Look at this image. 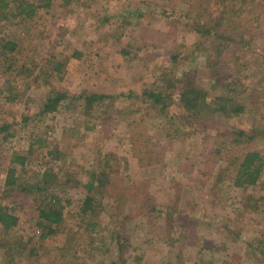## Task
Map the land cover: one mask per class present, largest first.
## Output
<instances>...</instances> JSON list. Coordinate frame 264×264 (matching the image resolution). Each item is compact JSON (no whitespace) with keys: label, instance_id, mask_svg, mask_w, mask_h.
I'll return each mask as SVG.
<instances>
[{"label":"rangeland","instance_id":"rangeland-1","mask_svg":"<svg viewBox=\"0 0 264 264\" xmlns=\"http://www.w3.org/2000/svg\"><path fill=\"white\" fill-rule=\"evenodd\" d=\"M190 2L33 0V16L0 19V38L8 36L18 43L13 53L16 65L31 66L32 60L35 70L29 78L8 74L12 89L5 85L0 90V96H10L0 97V124L9 126L0 134V187L6 184L12 155L24 153L32 133L42 138L44 150L39 146L29 158L28 173L45 170L44 161L50 158L45 151L57 150L59 159L48 161L57 173L50 179L61 182L63 196L71 200L62 230L45 238L33 224L36 211L31 193L17 192L2 200L7 204L16 199L21 205L13 210L19 217L16 229L21 236L0 233V258L15 251L16 239L24 237L38 249L13 255L14 264H66L51 263L61 257L56 248L67 233L75 239L86 231L94 234L90 227L84 230L89 218L103 235L113 234V240L108 246L95 238L93 248L85 245L84 238L73 241L71 250L64 252H75L77 258L67 264H264V188L260 183L236 187L228 165L219 176L227 163L221 161L224 155L213 154L215 135L224 132L222 138L229 142L239 130H247L252 139L245 146L264 154V0L242 2L235 19L242 25L226 30L238 39L228 44L224 63L239 78L231 79V85L245 89L242 113L227 117L209 110L185 137H170L167 122L147 118L143 124L152 158L144 157V161L138 158L147 155L144 147L138 152L128 140L127 121L139 105L128 93L159 88L155 74L173 64L170 53H178L177 73L190 70L197 80H205L210 45L201 43L175 17ZM211 9L215 12L218 6L212 3ZM243 28H250L253 35L247 33L241 39ZM138 31L145 42L159 46L156 57L145 65L122 59L130 34ZM184 53L191 57L183 59ZM55 62L64 64L61 71L52 70ZM223 74L218 78L223 79ZM8 75L0 70V85ZM213 88L208 89L209 96L234 95ZM52 91L69 96L97 92L112 99L93 106L89 113L82 99H68L65 104L69 106L62 103L53 118H35ZM128 110L132 116L128 117ZM24 116L32 118L27 125L22 123ZM8 132L14 136H7ZM231 150L227 144L226 156L235 154ZM89 170H102L103 175L91 178ZM103 178L106 185L99 186L96 180ZM90 182L93 188L87 186ZM88 195L93 200L85 217L81 205Z\"/></svg>","mask_w":264,"mask_h":264},{"label":"trees","instance_id":"trees-1","mask_svg":"<svg viewBox=\"0 0 264 264\" xmlns=\"http://www.w3.org/2000/svg\"><path fill=\"white\" fill-rule=\"evenodd\" d=\"M245 1L246 0H191L186 11L177 13L175 16L184 23L185 30L193 32L194 35L200 37L201 43L206 44V42H208V45H210L208 48L210 56H208L207 60L205 80H197L196 75L190 70H182L177 73V64L175 61L177 60L178 53H170L169 55L173 64L163 66L161 70L155 74L157 80L156 84L159 85V88H143L140 94L135 95H132V92L128 93V96H135V99L139 102V105L134 110L136 113L135 116H132V111L128 110V117L129 114L132 116L128 120L129 122L127 121L130 128L128 140L132 148L135 147L138 152L142 149L141 147H144L147 155L138 157L142 161H144V157L152 158L150 155L151 152L147 149L149 136H146L143 124L147 118L167 122L168 136L185 137L194 132L200 125L203 114L209 110L217 111L220 115L227 117H232L239 113L241 114L244 110L245 89L236 84H234L235 86L231 85L233 84L231 79L234 80L235 78L236 80L238 75H231V70H228L229 66L224 63V59L228 44L238 41L234 35L226 33V30L227 28L238 30L236 28L242 25L240 21H236L235 19L239 17L242 2ZM239 2L240 5L238 7L237 5ZM212 3L218 6L215 12L211 9ZM35 9L33 0H0V19L9 21L8 19L10 17L20 15L31 17L34 15ZM251 32L252 30L250 28H243L241 30V39H243L242 36L247 33L253 35V32ZM249 38L252 39L251 37ZM144 40L143 36H140L139 31L137 33H131L126 44L127 48L121 51L123 54L122 59L128 64L138 65H145L148 61L153 60L157 55L156 49H158L159 46L156 45L157 43H148ZM17 45L18 43L8 36L4 39L0 38V70L6 75L13 74L14 76L32 77L35 72V70L31 68L33 65L32 60L29 61L31 66L26 62L16 65L17 60L13 53ZM197 48L200 49L199 46ZM134 49L137 50V52H132ZM213 52L215 53L214 55ZM130 53L132 55L128 57ZM182 55L185 60L191 57L189 53H184ZM53 65V71H61L64 66L62 62H55ZM222 72H225V74H223V79H219L218 76L221 75ZM10 75H8L9 77L0 85V90L1 88L4 90L3 87L5 85L11 84ZM230 75L232 78H230ZM225 76L228 78L226 79ZM148 86L150 85L148 84ZM9 88L12 89V86L10 85ZM209 88H213V90L221 89L224 92H233L234 95L223 96L215 93L214 96H209ZM177 89H180L178 95H176ZM0 97L4 99L10 98L9 94L6 96L1 95ZM111 97L112 96L108 94L97 92L83 91L78 95L69 96L65 91H52L41 103L37 114H35V118L41 115H45L43 117L50 116L53 118L62 107V103H64L63 105L66 108L69 106L68 103L65 104V101L68 99L70 101L79 98L82 99L84 102V109L86 113H89L93 106L96 105V107H98V104L103 101L105 102L106 99H112ZM30 120H32L31 117L24 116L22 123L24 122V125H27ZM8 128V125L0 124V134ZM223 134L225 133L220 132L213 138V151L215 152H213V154L219 158H222L224 155L221 161L222 163L224 161L227 163L223 169L218 171L221 172L219 176L223 174L224 170L228 169V165V167L232 169V174L230 176L231 181L236 187H248L260 183L264 188V154L254 147H247L252 142V139H248L250 136L248 131L239 130L233 132L232 139L229 142H227L225 138H222ZM7 136H14V133L8 132ZM0 139H2L1 135ZM227 144L232 148L231 153L234 152L235 154L226 156L225 148ZM39 146L43 151L42 138L30 133L29 143L27 149L23 150L24 153L16 152L11 157V165L7 169L9 176H7L6 184L0 187V233L3 235H10V237L21 236L16 229L19 217L13 211L16 207H21V205L19 204V206L17 204L16 199H13L12 202H8L7 204L2 203V200L5 198H12L17 192L32 194L34 199L32 204H34L36 211V214L33 216V224L38 229L40 228V237L45 238L47 236H54L62 230L65 224V208L71 203V200L63 196L65 188L62 183L57 182L56 184V181L53 182V180L50 179H55L57 173L48 165L49 159H59L60 153L57 154V150L45 151L50 158L44 161L46 167L43 171L34 170L32 175V172L28 173L29 170L26 168L30 165L29 158L34 156L36 151H39ZM17 165H20L19 174L17 172ZM15 172H17L16 175ZM89 172L91 178H96V174L98 173L103 175L102 170H89ZM96 181H98L99 186H104L107 182L106 178ZM93 185L94 183L90 182L87 186L93 188ZM92 200V196L89 195L82 200L81 215L87 216L85 213L92 207ZM87 219V223L84 224V230L86 231L88 227H90L94 234H90V232L86 231L81 233L78 239L81 240L84 238L83 241L85 245L90 248L94 247L93 240L95 238L99 239V241H104V243L109 246L113 240V234L103 235L101 231L98 230L99 225L96 224L97 222L91 221L89 218ZM67 234L63 236L62 245L56 248L58 253L60 252L59 254H61V257L53 259L51 263L54 261L66 264L73 263L75 258H77L75 252L72 254L64 252L65 250H71L73 241H75V243L80 241L72 236H67ZM116 236H118V234H116ZM15 243L17 245L15 246V251L12 252L9 250L6 252V255L0 258V264H14L13 255H23V253L38 249V247L29 246V241L27 242L24 237L17 238ZM203 250L209 249L204 248ZM213 250L215 251V249ZM262 253L264 255V250ZM29 255L32 254L29 253Z\"/></svg>","mask_w":264,"mask_h":264},{"label":"crops","instance_id":"crops-1","mask_svg":"<svg viewBox=\"0 0 264 264\" xmlns=\"http://www.w3.org/2000/svg\"><path fill=\"white\" fill-rule=\"evenodd\" d=\"M121 1H124V0H121Z\"/></svg>","mask_w":264,"mask_h":264}]
</instances>
